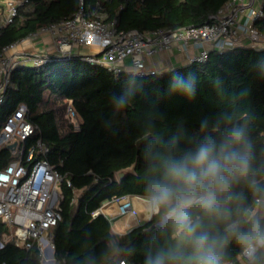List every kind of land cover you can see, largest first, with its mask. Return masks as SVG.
<instances>
[{
    "label": "trees",
    "instance_id": "16d2710c",
    "mask_svg": "<svg viewBox=\"0 0 264 264\" xmlns=\"http://www.w3.org/2000/svg\"><path fill=\"white\" fill-rule=\"evenodd\" d=\"M30 1L32 9L21 7L12 22L0 26V50L69 17L82 0ZM226 1L83 0L89 14L101 12L107 20L116 18L119 30L141 32L213 22ZM254 25L264 33V14ZM176 76L192 78V95L170 90ZM11 79L0 106V130L13 110L25 103L28 118L38 126L27 143L42 138L50 149L48 159L72 183L62 186L63 216L54 227L57 264H116L122 258L145 264L149 253L175 247L172 222L158 225L165 215L162 208L124 233L114 232L103 212L95 214L114 197L151 196L146 189L154 173L149 169L157 160L146 157L149 145H154L156 154L179 156L205 137L219 139L226 129L242 125L253 147L254 174L257 179L264 176V47L211 49L204 60L144 75L117 73L92 64L81 53L52 54L41 65L18 64ZM121 96L127 98L123 107L115 102ZM69 103L80 116L79 128L67 114ZM12 159L7 147L0 149V169ZM128 167L133 171L119 178L117 172ZM233 191L243 194V206L252 204L245 183L235 185ZM191 211L202 215L198 208ZM232 218H237L235 213ZM203 228L226 235L224 222L203 218ZM9 234L11 227L0 220L1 263L42 264L36 246L28 249L5 241ZM222 252L223 262L240 256L234 240Z\"/></svg>",
    "mask_w": 264,
    "mask_h": 264
},
{
    "label": "built area",
    "instance_id": "2783aa9c",
    "mask_svg": "<svg viewBox=\"0 0 264 264\" xmlns=\"http://www.w3.org/2000/svg\"><path fill=\"white\" fill-rule=\"evenodd\" d=\"M263 2L228 0L213 22L179 29L158 28L141 32L119 30L117 19L107 20L101 12L92 11L89 14L82 0L81 7L75 13L40 28L30 36L51 34L57 55L70 56L76 47H94L91 53H81L92 64L107 67L117 73L130 71L141 75L155 74L162 70L158 65H148L147 59L173 47L180 50H188L191 45L200 47L199 52L190 57V61L206 59L211 49L226 50L237 45L263 48L264 33L254 25L255 20L264 14ZM3 3L5 6L2 7L0 2V26L12 22L21 7L32 4L30 0H3ZM17 43L0 50V106L5 103L6 91L12 84V72L20 64L18 59L7 55ZM49 56L34 55L30 59L33 65H41ZM127 58L132 60L131 70L125 68ZM28 112V106L20 103L0 130V149L15 144L9 149L13 159L0 169V220L11 227V234L6 235V241L13 240L28 249L36 246L42 264H55L54 227L63 216L62 186L64 183H72L67 174L48 159L50 149L42 138L27 143L36 135L38 128L28 118ZM67 114L75 127L79 128L81 119L72 103L68 104ZM24 145L26 147L22 149ZM133 196L151 201V196L143 195L114 197L105 202L95 214L103 212V207L113 202L118 204L121 215L132 213L135 211ZM116 264L132 263L122 258ZM223 264L246 262L240 254L238 258Z\"/></svg>",
    "mask_w": 264,
    "mask_h": 264
},
{
    "label": "clouds",
    "instance_id": "9594fccd",
    "mask_svg": "<svg viewBox=\"0 0 264 264\" xmlns=\"http://www.w3.org/2000/svg\"><path fill=\"white\" fill-rule=\"evenodd\" d=\"M175 94L190 96L192 78L176 76L170 82ZM123 107L127 98L115 99ZM149 145L146 157L157 160L147 191L157 211H165L172 222L174 248L149 253L145 264H223V247L235 241L246 264L264 260V176L257 179L253 169V147L247 130L234 125L219 139L205 137L181 155L156 154ZM245 183L253 201L243 206L245 197L233 191ZM234 206V207H233ZM198 208L202 215H193ZM235 213L236 219H233ZM203 218L225 223L224 236L203 228Z\"/></svg>",
    "mask_w": 264,
    "mask_h": 264
},
{
    "label": "crops",
    "instance_id": "0c3cea01",
    "mask_svg": "<svg viewBox=\"0 0 264 264\" xmlns=\"http://www.w3.org/2000/svg\"><path fill=\"white\" fill-rule=\"evenodd\" d=\"M0 2H2V7L5 6L3 0H0ZM33 7V4H29L25 8L32 9ZM41 39L44 41L40 42L42 41ZM199 50L200 47L195 45H191L188 50H180L177 47H173L158 52L151 58H148L147 64L150 66L158 65L162 71L173 69L180 65L188 64L190 62V57L197 54ZM52 54H58L53 36L49 33H41L36 36L29 35L22 39L7 55L18 59L20 64L33 65L30 59L31 56ZM124 64L126 70H131V58H127ZM133 202L135 211L126 215H121L119 213L118 204L115 202L109 203L103 207V213L110 218L114 232L124 233L132 227L150 220L151 217L158 212L154 209L152 202L149 200L133 196ZM55 264H57V262Z\"/></svg>",
    "mask_w": 264,
    "mask_h": 264
},
{
    "label": "water",
    "instance_id": "95a60500",
    "mask_svg": "<svg viewBox=\"0 0 264 264\" xmlns=\"http://www.w3.org/2000/svg\"><path fill=\"white\" fill-rule=\"evenodd\" d=\"M14 145L15 144H10L9 146H8V149H11L12 147H14ZM133 171V167H128V168H123V169H121V170H119L118 172H117V174H118V177L119 178H123V177H125L128 173H130V172H132ZM168 219H166L165 218V215L163 216V218H162V220L160 221V222H158V225H162V224H164L166 221H167ZM3 246V243H2V241L0 240V248ZM263 264H264V262H263Z\"/></svg>",
    "mask_w": 264,
    "mask_h": 264
},
{
    "label": "rangeland",
    "instance_id": "374dc122",
    "mask_svg": "<svg viewBox=\"0 0 264 264\" xmlns=\"http://www.w3.org/2000/svg\"><path fill=\"white\" fill-rule=\"evenodd\" d=\"M42 40V39H41ZM44 40H42V41H40V42H43ZM89 49V50H88ZM94 47H80V48H78V47H76V48H74V51H73V53H91V52H93L94 51ZM90 50H91V52H90ZM82 51H85V52H82ZM25 145L24 146H22V149H25ZM77 194H79V192H77ZM7 240V237L5 236V241ZM2 242H4L3 240H1Z\"/></svg>",
    "mask_w": 264,
    "mask_h": 264
}]
</instances>
